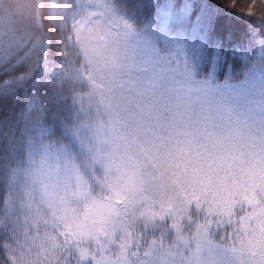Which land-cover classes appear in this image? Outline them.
I'll return each instance as SVG.
<instances>
[{
  "label": "trees",
  "instance_id": "obj_1",
  "mask_svg": "<svg viewBox=\"0 0 264 264\" xmlns=\"http://www.w3.org/2000/svg\"><path fill=\"white\" fill-rule=\"evenodd\" d=\"M153 2L0 0V264H25L34 202L82 200L87 182L108 184L136 234L174 245L179 264L235 239L214 209L242 166L264 192V0H188L187 15ZM224 33L227 65L206 69Z\"/></svg>",
  "mask_w": 264,
  "mask_h": 264
},
{
  "label": "rangeland",
  "instance_id": "obj_2",
  "mask_svg": "<svg viewBox=\"0 0 264 264\" xmlns=\"http://www.w3.org/2000/svg\"><path fill=\"white\" fill-rule=\"evenodd\" d=\"M108 14L107 8L98 10L93 23ZM114 16L119 20L118 13ZM111 23L109 20L110 29L118 28ZM87 74L85 70L77 73ZM253 171V167L242 166L238 171L241 180L231 199L214 209V213L234 222L238 233L227 248L212 251L207 264H254L256 245L252 242L264 222V192ZM109 175L113 178L115 173L109 170ZM85 189L82 200L58 190L54 199L46 195L45 202L36 201L26 211L19 221L32 245L25 264H179L174 245L156 236L142 239L136 234L126 216L119 213V203L112 200L108 184L96 180L87 182ZM253 192L259 203L248 210L242 197ZM233 201L235 211L224 210ZM112 213H116L115 220Z\"/></svg>",
  "mask_w": 264,
  "mask_h": 264
},
{
  "label": "snow or ice",
  "instance_id": "obj_3",
  "mask_svg": "<svg viewBox=\"0 0 264 264\" xmlns=\"http://www.w3.org/2000/svg\"><path fill=\"white\" fill-rule=\"evenodd\" d=\"M158 7L159 4L154 3L153 0H136L134 10L136 14H140L141 11L147 12L148 10H152L153 12H155ZM170 10L178 15H187L189 13L188 0H184L183 3H181L180 0H170ZM226 35L227 33H224L220 36V43L218 45L219 51H216L217 46L213 45L212 49L210 50V54L205 58L206 69H208L207 65H212L211 70L215 71L216 65L218 64L220 66V70L223 71L225 66L227 65L229 58V52L227 51V49L231 47V45L227 43ZM242 199L244 202V207L248 210H251L253 204L259 203L255 192L243 195ZM232 203L236 202H230L229 206L224 210L230 212L235 211V208L231 206Z\"/></svg>",
  "mask_w": 264,
  "mask_h": 264
}]
</instances>
